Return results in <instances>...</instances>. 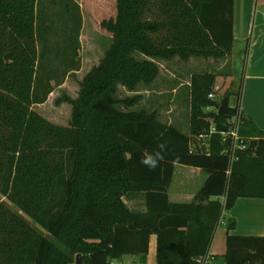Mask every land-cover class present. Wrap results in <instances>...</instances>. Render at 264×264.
<instances>
[{"label":"trees","instance_id":"16d2710c","mask_svg":"<svg viewBox=\"0 0 264 264\" xmlns=\"http://www.w3.org/2000/svg\"><path fill=\"white\" fill-rule=\"evenodd\" d=\"M39 1L0 0V264H77L78 256L82 264L126 256L146 264L152 236L156 264H200L224 211L239 199H264V131L241 113L239 134L249 149L224 154L241 92L210 100L216 74L192 76L189 134L155 114L120 111L116 94L120 86L134 92L154 83L159 60L231 55L234 0H94L104 48L79 80L77 97L55 102L71 107L66 126L34 109L55 90L54 78L39 75ZM79 16L76 40L84 30ZM71 45L75 61L66 79L82 71L78 46ZM198 137L207 150L193 147ZM160 141L167 143L166 159L149 171L140 158ZM176 165L208 174L192 203L169 199ZM137 196L144 210L128 206ZM234 228L231 220L228 231ZM224 262L264 264V237L229 234Z\"/></svg>","mask_w":264,"mask_h":264},{"label":"rangeland","instance_id":"374dc122","mask_svg":"<svg viewBox=\"0 0 264 264\" xmlns=\"http://www.w3.org/2000/svg\"><path fill=\"white\" fill-rule=\"evenodd\" d=\"M63 1L65 2L63 3ZM92 3H94V0L39 1L37 34L39 35L41 32L44 37L39 41V51L41 53L39 75L54 78L51 85L55 87V90L45 105L35 106L34 109L58 125H68L71 107L67 104L58 107L55 103L56 100L64 95L71 98L77 97L79 80L98 62L104 48L102 46L105 41L104 36L100 33L98 27L100 21L93 17L94 12H101L100 3L96 5H92ZM77 4L82 6L81 12L77 11ZM65 5H68L70 12L65 9ZM91 6L94 7V11ZM80 13V22L84 30L81 32V37L76 40L77 18H80ZM74 42L78 46V58L76 60L81 61L82 71L75 77L69 76L66 79V73L73 69L72 64L75 61L72 51L73 45H71ZM202 59L192 58V60L184 62L176 57L169 61H157L160 74L154 83L151 85L142 84L134 92L122 86L118 88L116 94L118 109L125 113L145 112L155 114L162 124L174 126L182 133L189 134L191 79L194 74L212 73L218 76L211 93L217 99L224 95L233 96L239 92L242 93L245 85V43L239 42L236 44L233 56L229 55L223 59ZM63 81H65V84L58 87L57 85ZM130 101H134V103L132 105L128 104L127 102ZM212 111H214L212 108L207 110V112ZM195 146L207 150L204 137L194 138L193 147ZM202 175L204 178L202 176L203 181L200 185L203 187L208 175L205 171ZM178 181L177 177L175 186ZM245 200H251L250 202L262 201L261 199H241L237 203L238 205H235V213L240 215V218H238L240 221L238 229L240 236H246L245 233H253L249 229L247 230L246 222H253L255 212L248 214ZM127 204L132 209L142 210L137 205V201L127 200ZM10 206L14 211H18L11 204ZM256 233L252 235H260L262 232L257 231ZM121 264H127V262ZM215 264H222L221 259Z\"/></svg>","mask_w":264,"mask_h":264},{"label":"crops","instance_id":"0c3cea01","mask_svg":"<svg viewBox=\"0 0 264 264\" xmlns=\"http://www.w3.org/2000/svg\"><path fill=\"white\" fill-rule=\"evenodd\" d=\"M234 2V49L237 43H245L246 61L245 85L240 95L238 106L240 113L245 118H250L259 130L264 131V0H234ZM234 49L230 56H233ZM202 173L203 170L200 169L176 165L172 185L169 189L170 201L172 203L194 202L202 189L200 185L204 178ZM177 177L179 181L175 186ZM240 200L235 205H238L237 203ZM261 200L259 202L245 200L246 202H244L246 203L248 214L255 212L253 222H246L247 230L249 229L253 233H245L244 235L246 236L251 234L250 236L264 237V199ZM130 201H137V205L142 210L145 209L141 197H133ZM221 201L224 202V198ZM235 207L223 213L221 223L210 249V255L214 260L209 264H215L219 259H221L222 264H225L224 256L227 253V236L229 234L234 236L241 235L238 231L240 227L238 218H240V215L235 213ZM231 220L235 221V228L229 232L228 225ZM257 231L262 233L260 235H252L257 234ZM156 261L157 239L156 236H152L150 238L149 254L146 264H156ZM125 262L127 264H139V259L133 256H126L120 263Z\"/></svg>","mask_w":264,"mask_h":264},{"label":"built area","instance_id":"2783aa9c","mask_svg":"<svg viewBox=\"0 0 264 264\" xmlns=\"http://www.w3.org/2000/svg\"><path fill=\"white\" fill-rule=\"evenodd\" d=\"M210 100H215L216 97L213 94L209 95ZM242 115L239 113L236 117L233 118V120L230 122V129L225 133L226 140L230 139L231 144L230 147H228L224 154H230L233 155L234 151L237 149L241 150H247L249 149V140L242 138L239 134L240 125L242 124ZM214 129H212L211 132H213ZM214 258L209 254L205 257L203 261L200 262V264H209L212 262ZM111 264H121L118 261H113Z\"/></svg>","mask_w":264,"mask_h":264},{"label":"clouds","instance_id":"9594fccd","mask_svg":"<svg viewBox=\"0 0 264 264\" xmlns=\"http://www.w3.org/2000/svg\"><path fill=\"white\" fill-rule=\"evenodd\" d=\"M167 151V143L164 141H160L157 144L156 149L141 156L140 164L147 168L149 171H155L166 159Z\"/></svg>","mask_w":264,"mask_h":264},{"label":"water","instance_id":"95a60500","mask_svg":"<svg viewBox=\"0 0 264 264\" xmlns=\"http://www.w3.org/2000/svg\"><path fill=\"white\" fill-rule=\"evenodd\" d=\"M236 104H237V99H236V97H232L231 98V108H236ZM77 264H82V261H81V256H78V262H77Z\"/></svg>","mask_w":264,"mask_h":264}]
</instances>
